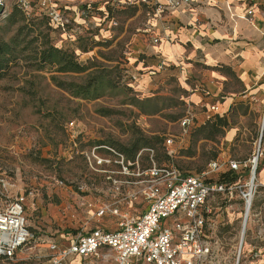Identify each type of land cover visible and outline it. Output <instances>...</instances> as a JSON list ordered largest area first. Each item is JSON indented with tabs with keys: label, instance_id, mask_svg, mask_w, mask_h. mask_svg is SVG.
<instances>
[{
	"label": "rangeland",
	"instance_id": "rangeland-1",
	"mask_svg": "<svg viewBox=\"0 0 264 264\" xmlns=\"http://www.w3.org/2000/svg\"><path fill=\"white\" fill-rule=\"evenodd\" d=\"M61 1L73 5L86 0ZM141 10L137 4L128 5L118 9V20H113L116 25L112 20H88L87 28L75 26L66 33L52 26L39 0H30L27 8L19 0H7L0 18V38L9 40L21 31L22 57L11 62L0 77V202L10 203L17 193L26 196L34 237L14 261L0 259V264H43L46 257L35 253L39 243L45 245L62 234L75 236L96 227L118 228L122 216L113 211L118 208L123 213L129 206L126 192H117L108 179L110 175L123 177L115 163L117 156L108 147L131 160L142 152L143 167L153 164L147 151L153 149L157 165L173 164L184 173L200 172L213 159L244 160L253 153L260 119L257 81L256 87L242 93L244 97L239 95L228 111L220 109L210 119L199 115L187 133L180 120L188 108V92L177 79L146 92L136 84L131 34L142 33L145 17ZM45 33L49 34V45L74 52L91 68L65 74L54 65L38 70L35 61L27 57L42 46L41 35ZM95 69H105L116 84L114 88L105 86L98 98L76 97L53 80L55 76L81 82ZM240 89L233 81L225 87L226 92ZM218 116L227 119L228 125L216 124L221 123ZM170 137L174 141L167 146ZM95 148L98 155L111 158L113 163L98 167L89 160L87 155ZM5 182L11 185L5 186ZM209 205L217 224L214 264H238L240 252L239 264H254L257 250L246 244L240 248L245 215L242 203L215 195ZM261 208L257 200L253 213ZM102 209L105 211L100 215ZM253 219L254 215L248 222L247 243L255 237Z\"/></svg>",
	"mask_w": 264,
	"mask_h": 264
},
{
	"label": "built area",
	"instance_id": "built-area-1",
	"mask_svg": "<svg viewBox=\"0 0 264 264\" xmlns=\"http://www.w3.org/2000/svg\"><path fill=\"white\" fill-rule=\"evenodd\" d=\"M129 1L145 6L147 14L153 16L181 9L192 0ZM99 2L86 0L72 5L61 0H39V7L55 28L68 33L74 31L75 26L81 30L75 20H105L106 16L90 17L83 9L86 4L92 6ZM114 2L104 0V5ZM19 3L27 8L30 0H19ZM0 4L5 5L6 10L7 0H0ZM252 14V10L247 12L248 16ZM83 25L88 27V21ZM159 40L154 39L155 42ZM133 79L137 81V76L133 75ZM218 110L217 105L206 106V118L210 119ZM195 121L191 110H186L180 120L183 132L187 133ZM173 141L174 138L170 137L165 144L171 145ZM96 149L87 155L89 160H94L98 167L113 163L111 158L98 155ZM108 149L117 156L115 163L120 168L118 173L123 176L110 175L108 179L117 192L120 189L126 192L128 210L120 213L118 208L114 209V213L122 216L116 230L96 227L78 234L68 246L52 242L50 250L53 253L47 264H69L73 258H81L87 261L86 264H212L217 224L209 204L215 195L242 203L245 215L240 247L244 246L256 199L260 197L264 205V104L253 153L244 160L213 159L200 172L184 173L173 164L157 165L153 149H147L153 160L148 167L141 165L142 152L131 160L123 153ZM227 170L238 171L237 178L223 179L221 173ZM10 185L5 182V186ZM25 200L23 193H17L10 203L0 202V259L14 261L18 252L34 237L28 223ZM104 211L102 209L100 215ZM261 224L264 226V218ZM240 256L241 253L239 260Z\"/></svg>",
	"mask_w": 264,
	"mask_h": 264
},
{
	"label": "crops",
	"instance_id": "crops-1",
	"mask_svg": "<svg viewBox=\"0 0 264 264\" xmlns=\"http://www.w3.org/2000/svg\"><path fill=\"white\" fill-rule=\"evenodd\" d=\"M118 1L124 3L126 0ZM138 6L144 13V27L142 33L131 34V61L132 72L137 75L136 84L143 91H152L169 79H177L188 92L187 110L198 120L199 115H205L206 106L217 105L219 110L228 111L236 98L256 87L254 82L257 81L259 86L255 92L261 93V113L264 104V0H192L181 9L153 16L147 14L145 7ZM249 10L253 11L250 16L247 15ZM155 38H159V42H155ZM230 81L237 82L241 89L226 92ZM257 200L263 203L260 197ZM263 208L254 213L255 237L244 243L258 251L254 264H264ZM76 236L62 234L48 244L39 243L35 253L39 258L46 257L43 264H47L53 253L50 250L52 242L68 246ZM86 263L81 258H73L69 264Z\"/></svg>",
	"mask_w": 264,
	"mask_h": 264
},
{
	"label": "trees",
	"instance_id": "trees-1",
	"mask_svg": "<svg viewBox=\"0 0 264 264\" xmlns=\"http://www.w3.org/2000/svg\"><path fill=\"white\" fill-rule=\"evenodd\" d=\"M132 4L140 5L136 1L130 2L129 0H127L122 3L121 1L117 0L114 3L105 4L103 6L100 2L92 6L86 4L83 6V9L90 17L95 16L103 18L106 16L105 20H118L116 17L118 9ZM81 21L76 22L80 25L81 28H87L83 24L88 20ZM20 33L21 31L17 32L9 40L0 38V77L3 76L5 71L10 67L11 62L16 61L18 58L22 57L20 56L21 50L19 48L21 44V39L19 37ZM41 39L42 46L39 49L35 50L32 56L27 57L29 60L35 61V63L38 65V70H42L47 65H54L57 66L58 72L65 74L68 72L83 73L91 68L85 63L79 61L74 52L56 47L55 45H49L48 33L42 34ZM29 46L30 41L25 47L28 48ZM53 80H55L59 87H63L64 89L72 93V95L85 99H94L100 97L102 95V91L105 89V86L108 88H114L116 86L115 82L110 77V73H107L105 69H95L88 72L87 76L81 82H76L74 80L67 82L65 80L63 81L57 79L55 76H53ZM218 117L221 123L216 124H221L223 126L228 125L227 119L220 116ZM135 148H138V143L135 144ZM122 150L128 152L129 154H132L130 152V149L122 147ZM238 174V171L227 170L226 172H222L221 176H223V179L227 178L229 180H235Z\"/></svg>",
	"mask_w": 264,
	"mask_h": 264
},
{
	"label": "water",
	"instance_id": "water-1",
	"mask_svg": "<svg viewBox=\"0 0 264 264\" xmlns=\"http://www.w3.org/2000/svg\"><path fill=\"white\" fill-rule=\"evenodd\" d=\"M5 11V5L0 4V17L2 15V13Z\"/></svg>",
	"mask_w": 264,
	"mask_h": 264
},
{
	"label": "bare ground",
	"instance_id": "bare-ground-1",
	"mask_svg": "<svg viewBox=\"0 0 264 264\" xmlns=\"http://www.w3.org/2000/svg\"><path fill=\"white\" fill-rule=\"evenodd\" d=\"M241 253V252H240Z\"/></svg>",
	"mask_w": 264,
	"mask_h": 264
}]
</instances>
